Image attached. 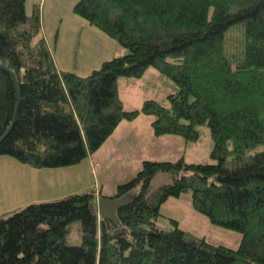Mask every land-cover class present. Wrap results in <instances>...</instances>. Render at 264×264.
I'll use <instances>...</instances> for the list:
<instances>
[{"label":"trees","instance_id":"obj_1","mask_svg":"<svg viewBox=\"0 0 264 264\" xmlns=\"http://www.w3.org/2000/svg\"><path fill=\"white\" fill-rule=\"evenodd\" d=\"M27 1L0 0V155L37 168L75 165L123 120L146 113L155 134L187 141L207 124L216 161L143 160L113 195L134 191L118 209L127 230L99 214L105 194L95 189L8 212L0 264H264V0H79L77 14L128 48L86 75L58 67L40 7L30 15ZM237 27L238 43L230 36ZM150 67L178 90L170 105L150 98L128 109L120 77ZM159 172L174 180L155 187ZM186 192L213 222L242 232L238 247L212 243L176 218L158 224L163 203ZM78 220L84 241L71 243Z\"/></svg>","mask_w":264,"mask_h":264},{"label":"rangeland","instance_id":"obj_2","mask_svg":"<svg viewBox=\"0 0 264 264\" xmlns=\"http://www.w3.org/2000/svg\"><path fill=\"white\" fill-rule=\"evenodd\" d=\"M34 1L35 0L27 1V11L31 15L34 7L39 6L41 18L43 20V5L42 3L32 4ZM70 1L72 0H57L58 4L50 8V11L54 12L52 14L48 12L47 5L49 0H47L45 8V25L57 65L60 67V64H62L60 58L65 57L64 59L67 60L68 63L73 64L74 67L78 66L80 70L84 71L83 73L88 74L92 71L90 67L97 61L95 58L89 59V48L85 47L86 41L93 38V35L88 32L86 27H77L75 29L74 24L70 22L69 18L77 14L74 11V5L79 0H75L73 7L69 9ZM62 26L66 42L68 44H73V46H69L70 48L67 45L60 48V28L62 29ZM42 34L45 35L44 28H42ZM230 36L232 41L237 39L236 43L240 42V39H242L241 29L239 27L235 28L230 32ZM55 38H58V50H56L55 43L57 40L55 41ZM110 38L113 39V42L119 44L121 48L118 52L119 55L128 52L127 47L120 44L115 38ZM79 40H81L80 46ZM74 71L78 70L74 69ZM177 90V83L155 67H150L142 77H120V94L128 109L141 108L144 101L150 98L159 99L165 105H170L168 95ZM138 117L139 121L143 124L141 127L144 131L142 132L143 137L141 141L142 144L148 146L146 149L142 151L143 147H141L135 151L132 150L129 152L128 150H117L118 145L113 144L112 147L103 149V151L99 153V155L102 154V156H105L103 152H106V163L103 168L97 171V174L100 175L101 182L105 185V189L103 190L105 193L135 176L142 168L143 160L145 159H177L181 156H185L189 162L216 161L211 156L214 140L211 135L210 127L207 124L200 127L202 129V134L199 139L187 141L180 134H155L153 127L150 126L149 123V120L153 119L154 115L141 113ZM140 122L135 121L133 124L136 125ZM149 140L152 141L149 142ZM235 162L236 161L232 158L228 160V163L232 165H234ZM189 172L190 171L187 172L184 170L183 173L188 174ZM173 180L174 175L171 172H159L153 180V185L158 187L165 182H172ZM66 185L75 187L76 183L74 181H70L66 184L60 183V196L64 195ZM170 218L178 219L181 227L199 236H205L209 241L215 244H224L236 248L239 246L243 236L242 232L217 224L206 214L197 210L192 203V195L190 192L183 193L181 196H172L166 201L162 209V216L159 218V225L161 227H172L173 225L170 223ZM69 238L71 243H82L84 241L82 221L78 220L71 224Z\"/></svg>","mask_w":264,"mask_h":264},{"label":"crops","instance_id":"obj_3","mask_svg":"<svg viewBox=\"0 0 264 264\" xmlns=\"http://www.w3.org/2000/svg\"><path fill=\"white\" fill-rule=\"evenodd\" d=\"M41 3L43 5L42 13H44L42 24L46 39L52 48V44L47 33V27L45 25V8L47 0H35L32 4ZM74 3L75 0L70 1L69 9L73 7ZM56 4H58L57 0H49L47 5L48 12H51L50 8L55 7ZM51 13L53 14L54 12ZM69 19L70 22L74 24L75 29L77 27H86L88 32L93 35V38L88 39L85 45L86 48H89V59L95 58L97 60L90 67L91 70L98 67L104 60L119 55L118 52L121 48L119 44L113 42L110 35L98 27L91 25L79 14H76ZM62 30L63 26L62 29L60 28V48L65 45L68 47L73 46V44H68L66 42ZM55 41L56 50H58V38H55ZM80 45L81 40H79V46ZM64 58L65 57L60 58L62 64H60V67L58 66L59 68L68 70L77 69L78 73L82 75L85 74L78 66L74 67L73 64L68 63ZM152 120L153 119L149 120L150 126H152ZM135 121L140 122L139 117L134 120H123L112 135L96 152L92 153L82 162L75 165L37 168L23 163L12 156L0 155V216L32 202L55 200L74 192H82V190L89 191L91 189H95L97 192H102L108 196L115 195L118 188L117 186L110 189L107 193L103 191L105 189V185L101 182L100 175L97 174V171L103 168L106 163V152H103L105 156H102V154L99 155V153L100 151H103V149L112 147L113 144L118 145L117 150H128L129 152L132 150L135 151L141 147H143L142 151L146 149L148 146L142 144L141 141L143 137L142 132L144 131L141 127L143 124L140 122L141 124L137 123L134 125L133 123ZM151 141L152 140H149V142ZM70 181H74L76 183L75 187L66 185L64 195L60 196V183L66 184ZM165 203L166 202L163 203L162 209ZM158 224H160L159 220Z\"/></svg>","mask_w":264,"mask_h":264},{"label":"water","instance_id":"obj_4","mask_svg":"<svg viewBox=\"0 0 264 264\" xmlns=\"http://www.w3.org/2000/svg\"><path fill=\"white\" fill-rule=\"evenodd\" d=\"M18 88V83H17ZM134 191L130 190L122 195L108 196L102 195L99 197V214L103 217H109L114 223L123 227V223L118 215V209L130 203ZM127 230L125 227H123Z\"/></svg>","mask_w":264,"mask_h":264}]
</instances>
